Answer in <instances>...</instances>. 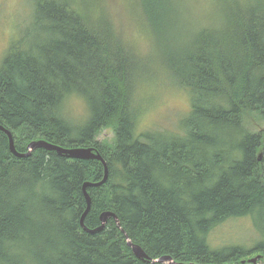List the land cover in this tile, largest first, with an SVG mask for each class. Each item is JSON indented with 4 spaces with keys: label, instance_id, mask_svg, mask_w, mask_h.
Listing matches in <instances>:
<instances>
[{
    "label": "trees",
    "instance_id": "16d2710c",
    "mask_svg": "<svg viewBox=\"0 0 264 264\" xmlns=\"http://www.w3.org/2000/svg\"><path fill=\"white\" fill-rule=\"evenodd\" d=\"M134 1L164 72L189 93L180 130L135 134L142 62L95 0H32L0 57V126L19 153L45 140L101 155L107 178L86 189L84 225L111 211L119 227L79 225L101 161L44 148L18 157L0 130V264L264 262V0H209L199 25L184 0ZM71 96L86 105L82 123L64 115ZM107 128L112 141L99 142ZM247 215L261 234L252 245L210 246L218 224Z\"/></svg>",
    "mask_w": 264,
    "mask_h": 264
},
{
    "label": "rangeland",
    "instance_id": "374dc122",
    "mask_svg": "<svg viewBox=\"0 0 264 264\" xmlns=\"http://www.w3.org/2000/svg\"><path fill=\"white\" fill-rule=\"evenodd\" d=\"M95 1L96 8L101 10L98 13H104L111 19L113 26L122 35V38L135 49L136 59L140 63L142 62L133 97L136 114L135 133H141L147 129L165 130V132L178 129L179 121L187 115L190 108L189 96L185 90L172 83L171 78L160 65L156 48L150 33L147 32L139 7L134 0ZM184 3L190 8L193 17L189 20L196 25L200 24L199 21H204V18L198 19L197 17L209 10V0H184ZM32 7V0H0L1 58L2 55H5L10 43L16 39L19 30L28 23ZM85 108L86 105L81 98L71 96L65 101L64 115L67 119L78 124L79 121L82 122L86 119L85 115L88 116V110ZM96 139L99 142H111L113 132L108 128L103 129L96 135ZM260 236L252 218L247 215L225 219L209 233L208 242L213 247L229 244L252 245L253 241L256 238L259 239ZM260 257L261 255L256 264H264V262L258 261Z\"/></svg>",
    "mask_w": 264,
    "mask_h": 264
},
{
    "label": "water",
    "instance_id": "95a60500",
    "mask_svg": "<svg viewBox=\"0 0 264 264\" xmlns=\"http://www.w3.org/2000/svg\"><path fill=\"white\" fill-rule=\"evenodd\" d=\"M0 130H3L7 134V136L10 134L9 131L5 130L1 126H0ZM12 141L10 140V143H12ZM37 147H43L46 150H54L57 153H59V154H65L68 157L69 156L82 157V158L94 157L92 154L89 153L88 150H86V151L78 150V149H76L77 147H75V148H67L68 150H66V149H64L62 147H59V146H56V145H53V144H47L46 142L41 141V140L40 141H36V142H32L28 146L29 149H34V148H37ZM103 165H104V173H105V175H104L103 179L101 180L102 182H104L106 180V178H107V168H106L105 162H103ZM87 185L88 184H85L83 186L84 192H85V187ZM86 203H87V207H86V210H85L83 216L86 214V212L89 210V207H90V200H89V198L87 196H86ZM109 215H111V214L110 213H103L101 215V217H100V219H101L100 220V226L97 227V228H95V230L90 231V233H93L95 231L102 230V228L104 227L105 219ZM113 219H114L116 225L119 227L118 220L116 218H113ZM125 237H126V240H127V245L130 246V248L132 249V252L134 253V255L137 258L147 259V257L145 256V254L142 252V249L139 246H137L135 244H132V242L130 241V239H128L127 235H125ZM257 258L258 257L249 259L248 262H247V264H255ZM153 261L158 262V263L168 262V264H183V263H176V262H174L169 256L161 257V258H158V259L153 260Z\"/></svg>",
    "mask_w": 264,
    "mask_h": 264
},
{
    "label": "bare ground",
    "instance_id": "6f19581e",
    "mask_svg": "<svg viewBox=\"0 0 264 264\" xmlns=\"http://www.w3.org/2000/svg\"><path fill=\"white\" fill-rule=\"evenodd\" d=\"M188 3V2H187ZM190 3V2H189ZM184 6V5H183ZM182 10V9H181ZM33 12V11H32ZM19 17V16H18ZM196 22V21H195ZM18 37V36H17ZM17 40V39H16ZM4 49V48H3ZM135 50V49H134ZM130 51V50H129ZM132 53V52H131ZM139 54V53H138ZM2 57H3V55H2ZM137 62H138V60H137ZM169 72V71H168ZM138 83H140V82H138ZM187 86V85H186ZM162 87V86H161ZM168 88V87H167ZM190 88V87H189ZM167 90V89H166ZM158 91V90H157ZM187 91V90H186ZM140 92V91H139ZM73 94H74V92H73ZM136 94V93H135ZM189 94V93H188ZM191 95V94H190ZM135 96V95H134ZM180 97V96H179ZM83 98V97H82ZM158 99V98H157ZM64 101V100H63ZM83 101V100H82ZM141 101V100H140ZM189 102H191L190 100H189ZM134 105H135V103H134ZM68 106H70V105H68ZM180 106H182V105H180ZM66 108V107H65ZM80 108V107H79ZM161 108V107H160ZM86 109V108H85ZM192 109V108H191ZM65 110V109H64ZM69 110V109H68ZM189 111V110H188ZM140 114V113H139ZM169 115V114H168ZM177 115V114H176ZM183 115V114H182ZM138 116V115H137ZM85 117H86V120H87V116L85 115ZM70 118V117H69ZM146 119H147V117H146ZM181 119H183V118H181ZM66 120V119H65ZM172 120V119H171ZM180 120V119H179ZM83 121H85V120H83ZM82 121V122H83ZM152 121V120H151ZM259 121V120H258ZM75 122V121H74ZM80 123H82L81 121H79ZM164 122V121H163ZM254 122V121H253ZM77 123V122H76ZM171 123V122H170ZM79 124V123H78ZM140 124H142V123H140ZM163 125V124H162ZM165 126V125H164ZM167 126V125H166ZM178 129H176V130H173V132L175 133V132H178L179 130H180V125L178 124ZM2 127V126H1ZM3 128V127H2ZM101 128V127H100ZM168 128V127H167ZM6 130V129H5ZM150 130V129H149ZM172 130V129H171ZM1 131H3V130H1ZM8 131V130H7ZM145 131V130H144ZM143 131V132H144ZM165 131V130H164ZM167 131H169V130H167ZM4 132V131H3ZM5 133V132H4ZM10 133V132H9ZM154 133V132H153ZM164 133V132H163ZM173 133V134H174ZM181 133V132H180ZM6 134V133H5ZM136 134V133H135ZM152 134V133H151ZM176 134V133H175ZM7 135V134H6ZM137 135V134H136ZM165 135V134H164ZM175 136V135H174ZM176 137V136H175ZM7 139H8V145H9V149H10V151L13 153V155H16V156H18V157H23V156H25V155H28L32 150H34V149H29L28 148V146H29V144H31L32 142H36V141H40V140H36V141H31V142H29L28 143V145H27V149H28V151L26 152V153H19L17 150H16V148H15V146H14V142L12 141L13 140V138H12V134L10 133L8 136H7ZM10 140L12 141V143H10ZM46 140H47V138H46ZM41 141H44V142H46L47 144H51V143H49V142H47V141H45V140H41ZM141 141V140H140ZM53 145H55V144H53ZM24 146V145H23ZM56 146H58V145H56ZM83 146V145H82ZM60 147V146H59ZM37 148H43V147H37ZM63 148V147H62ZM64 149H66V150H68L67 148H65L64 147ZM76 149H78V150H82V151H86V150H88L89 151V153L90 154H92L94 157H89L90 159L92 158V160L94 159H97V160H99V161H101L102 163L103 162H105V164H106V161L102 158V156L101 155H99L98 153H96V152H94V150H92V149H86V148H76ZM107 149V148H106ZM69 157H71V158H75V159H86L87 160V158H82V157H74V156H69ZM104 166V165H103ZM106 168H107V166H106ZM104 175H105V173H104ZM103 182L100 180L99 182H85L84 184H83V186L85 185V184H88L86 187H85V192H84V189H83V186H82V189H83V194H84V197H85V200H86V196L89 198V200H90V196H89V194H88V192H87V187H94V186H99V185H101ZM39 190V189H38ZM86 207H87V203H86ZM85 210H86V208H85ZM85 210H84V212H85ZM84 212H83V214H84ZM88 212V211H87ZM86 212V213H87ZM103 213H110L111 215H109L106 219H105V222H106V220L109 218V217H112V218H116L117 219V216H116V214L115 213H113V212H111V211H104V212H102L101 214H100V216H99V219H100V217H101V215L103 214ZM83 214L81 215V217H80V224L79 225H81L82 227L81 228H83L85 231H93V230H95V228H93V229H89V228H87L85 225H84V219H85V215L83 216ZM101 220V219H100ZM99 220V221H100ZM118 220V219H117ZM105 224V223H104ZM100 226V225H99ZM98 226V227H99ZM97 228V227H96ZM128 237V236H127ZM126 238V237H125ZM129 239V238H128ZM211 246V245H210ZM143 251V250H142ZM134 254V253H133ZM172 255V254H171ZM146 256V255H145ZM259 256L260 255H254L253 257H251V258H249V259H252V258H255V257H258L259 258ZM162 257H165V256H162ZM170 257V256H169ZM161 258V257H160ZM171 258V257H170ZM257 258V259H258ZM140 259H142V258H140ZM158 259V258H157ZM172 259V258H171ZM248 259V260H249ZM145 260H148V258L147 259H145ZM153 260H156V259H153ZM150 261V260H148L151 264H154V263H158V262H155V261ZM173 260V259H172ZM248 260H247V262H248ZM174 261V260H173ZM257 261V260H256ZM175 262V261H174ZM247 262L245 263V261H242V264H247ZM176 263H181V262H176ZM161 264H168V262H163V263H161ZM183 264H194V263H183ZM256 264V263H255Z\"/></svg>",
    "mask_w": 264,
    "mask_h": 264
}]
</instances>
